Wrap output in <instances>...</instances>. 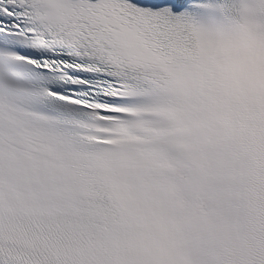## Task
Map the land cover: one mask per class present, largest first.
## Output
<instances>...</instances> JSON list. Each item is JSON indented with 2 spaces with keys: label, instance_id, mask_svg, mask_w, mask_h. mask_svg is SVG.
<instances>
[{
  "label": "snow or ice",
  "instance_id": "snow-or-ice-1",
  "mask_svg": "<svg viewBox=\"0 0 264 264\" xmlns=\"http://www.w3.org/2000/svg\"><path fill=\"white\" fill-rule=\"evenodd\" d=\"M0 264H264V0H0Z\"/></svg>",
  "mask_w": 264,
  "mask_h": 264
}]
</instances>
